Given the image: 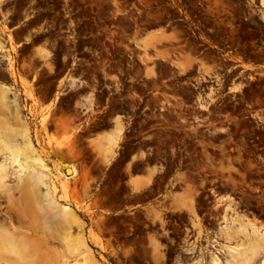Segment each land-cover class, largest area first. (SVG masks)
I'll return each mask as SVG.
<instances>
[{"label": "rangeland", "instance_id": "1", "mask_svg": "<svg viewBox=\"0 0 264 264\" xmlns=\"http://www.w3.org/2000/svg\"><path fill=\"white\" fill-rule=\"evenodd\" d=\"M191 2L0 0V264H158L144 195L173 170L178 209L204 187L191 170L264 207V56H243L234 7L230 47L193 34ZM212 51L230 72L198 94L223 77ZM228 220L221 248L241 264L264 225L253 213Z\"/></svg>", "mask_w": 264, "mask_h": 264}, {"label": "flooded vegetation", "instance_id": "2", "mask_svg": "<svg viewBox=\"0 0 264 264\" xmlns=\"http://www.w3.org/2000/svg\"><path fill=\"white\" fill-rule=\"evenodd\" d=\"M164 4L169 5L166 2ZM181 6H186V4ZM190 7L195 29V32L192 30V33H206L208 36L207 38L198 36L196 39L204 38L205 41H213L216 45L213 44L211 47H218L223 50L230 47L231 8L234 7L235 19L237 18L238 21L239 47L243 56L250 61L257 60L258 56H264V0H236L233 5H231L230 0H222V3L220 0H192ZM176 20L183 22L182 18ZM197 46L199 47V54H204V51L208 50L202 41H198ZM212 53L211 57L214 58L215 64L219 65L217 69L222 71L221 76L223 77L221 82L217 83L216 75H212L209 80H205L206 83L210 84L203 85L201 88L195 86V88H199L198 94H206L204 90H210L212 84L218 89L226 81L225 77L230 72L229 67L226 68L227 62L231 60L227 57V53L225 51L219 55L215 51ZM237 66L241 65L234 67ZM248 69L250 68H241L233 79L240 76L243 79L246 78L241 74ZM159 126L158 129L165 128L164 126L161 127V123ZM154 129L150 128L146 131V133L149 132L146 140L156 135V132H153ZM149 155L152 156L153 154L149 153ZM160 159L164 161L163 158ZM161 173H168V171L161 170ZM176 173L173 170L167 176L158 177V180H154L146 188V195H144L146 198L144 202L146 204V237L152 235L162 243V253H159L161 259L158 264H174L177 258L185 261V263L198 260L204 262V257H209L206 253H226L221 247L230 241L224 237V234L220 237L219 230L221 228L223 231L226 229L229 224L228 219L231 216L246 217L253 213L260 228L259 232L262 234L264 207L259 196L254 203H248L244 187L234 189L226 179L210 178L208 174L206 176L209 178L199 179L197 171L191 170L187 173L193 181L192 184L199 187L201 181L204 183V187L196 189L191 209H178L174 206L171 197L182 193L184 183L176 178L173 179L177 176ZM181 173L183 172H179V174ZM154 213L158 214L159 217L154 219ZM225 222H227L226 225ZM169 249L173 253H168L167 250ZM148 254L151 255V253ZM168 258L171 259L167 263ZM257 263L259 262L257 261Z\"/></svg>", "mask_w": 264, "mask_h": 264}, {"label": "bare ground", "instance_id": "3", "mask_svg": "<svg viewBox=\"0 0 264 264\" xmlns=\"http://www.w3.org/2000/svg\"><path fill=\"white\" fill-rule=\"evenodd\" d=\"M230 222V221H229ZM226 229H229V226L227 225L226 226ZM260 247H262L261 246V244H260V241H255L254 240V242H253V245L251 246V248H250V253H255V256L256 255H259V257H261V253L259 254L258 252H259V250L261 249ZM227 249H230L229 247H227ZM223 250V249H222ZM231 250V249H230ZM219 252V251H218ZM220 252H221V250H220ZM233 254V253H232ZM231 254V255H232ZM239 260H241V264H247V263H249V264H253L251 261H252V259L251 258H246V257H244L243 255H239ZM246 258V259H245ZM214 262V261H213ZM259 263H257V264H264V257H262L261 258V260H259L258 261ZM228 264L229 263V261L227 262V260L226 261H220V262H218V259L216 258L215 259V264ZM214 264V263H213Z\"/></svg>", "mask_w": 264, "mask_h": 264}, {"label": "built area", "instance_id": "4", "mask_svg": "<svg viewBox=\"0 0 264 264\" xmlns=\"http://www.w3.org/2000/svg\"><path fill=\"white\" fill-rule=\"evenodd\" d=\"M206 255H208V262H213L215 258L218 259V262H220V260H225L224 256L226 255L225 253H206ZM174 264H201L200 261H192L189 263H185V261L181 260L180 258H177L176 263ZM213 264V263H210ZM218 264V263H217Z\"/></svg>", "mask_w": 264, "mask_h": 264}, {"label": "crops", "instance_id": "5", "mask_svg": "<svg viewBox=\"0 0 264 264\" xmlns=\"http://www.w3.org/2000/svg\"><path fill=\"white\" fill-rule=\"evenodd\" d=\"M101 134H102V133H100V135H101ZM125 183H126V185H127V187H128L129 184H130V179H127V180L125 181ZM260 242H261V246H262V247H260V248H261V250H263V248H264V241L261 240ZM254 256H255V253H249V257H250L251 259H253Z\"/></svg>", "mask_w": 264, "mask_h": 264}]
</instances>
